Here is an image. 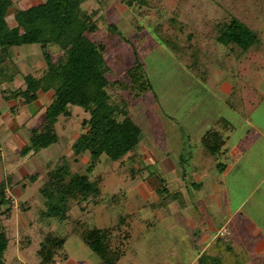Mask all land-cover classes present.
Masks as SVG:
<instances>
[{
  "label": "rangeland",
  "instance_id": "1",
  "mask_svg": "<svg viewBox=\"0 0 264 264\" xmlns=\"http://www.w3.org/2000/svg\"><path fill=\"white\" fill-rule=\"evenodd\" d=\"M11 1L7 22L12 28L16 26V11L40 5L45 0ZM158 1L166 12H172L180 2L150 0L151 6L158 5ZM81 8L87 14L95 13L98 26L96 38L109 43L105 55L110 63L108 77L121 79L135 59L132 45H135L136 38L147 35L150 26L157 24L156 13L151 12L141 19L138 9L128 0H85ZM214 9L219 12L224 9L231 11L234 17L263 35L261 44L264 43V0H187L185 15L191 23L196 18L197 23H192V27L199 29V21L205 14L218 13ZM136 18L143 28L139 34L135 29ZM110 24L116 27V33L111 31ZM151 46L148 39L136 45L138 57L145 64L151 91L137 99L118 88L116 93H112L114 102L129 101L127 110L142 129L140 143L133 154L121 161L112 162L104 156L101 158L89 174L90 178L97 173L105 175L99 205L95 206L89 199L86 203L73 205L69 215L104 229L114 226L116 216L120 213L136 215L141 208L154 205L150 209L155 211V222L149 216V225L146 222L141 224L140 217L131 223L129 240L123 243L125 256L117 264H199L194 261L195 253L213 236L220 238V249H208L203 261L211 264L212 259L221 257L216 264H237L239 259L244 260L254 254L250 249H238L237 244L233 245L234 249L225 250L229 246L227 242L234 241L237 236L234 230V222L238 219L234 214L238 204L237 191L259 188V195L264 193V161L255 157L256 162L252 163L255 168L245 166V181L242 176L239 177L236 155L233 153L234 158L227 162L226 174H222L214 167L215 161L211 162L200 155V139L212 128L216 119L222 117L234 127V131L225 133L228 137L226 148L233 151L241 141L247 147V138L249 144L261 139L253 130V121L258 115L253 120L243 122L230 106L228 101L235 99V90L233 92L232 88H235L236 78L233 79L228 72L206 64L203 71L207 80L203 82L193 76L186 62L175 58L168 50H160L158 56L153 52L149 54L147 51ZM48 52L54 62L61 56L58 47L50 46ZM7 64L8 76H15L10 84L2 82L1 89L8 92L23 88L24 76L40 77L45 69V62L36 45L15 49L12 64ZM262 73L257 71L247 77L242 76L240 82L260 79ZM222 84H228L227 91ZM245 89L238 88L244 97L250 90ZM52 98L53 91L39 92L35 102L22 105L15 101L7 102L0 92V182H5L7 196L11 200L9 212L2 216L8 238L5 264H38L36 253L43 236L49 232L59 236L67 234L70 227L67 222L62 223L43 215L45 200L39 189L50 170L65 166L70 174H85L89 164L87 153L76 157L72 152L73 143L87 130L83 121L88 119V115L77 107L69 108V117L58 119L55 125L58 136L56 144L35 154H20L29 144L32 129L42 128L45 108ZM260 113L264 114V103L259 108ZM261 144L263 142L258 143ZM162 161H165V167H161ZM204 161L207 162L206 167H202ZM220 161L224 163L223 159ZM192 167L203 168L204 171L200 176L191 174ZM34 175L36 179L32 181ZM159 179L164 180L169 192L181 191V194L174 196L175 201L164 209L155 206L160 200L155 191ZM238 179H243L244 189L237 185ZM216 180L222 181V184ZM191 183H198L199 186ZM118 192L127 198V202L112 208L110 197ZM259 195L251 204L254 203L257 212L263 215L264 198ZM216 199L220 201L219 207ZM189 213L198 223L197 231H192L187 223ZM223 226L226 230L221 231ZM55 264L102 263L72 235L58 252Z\"/></svg>",
  "mask_w": 264,
  "mask_h": 264
},
{
  "label": "trees",
  "instance_id": "2",
  "mask_svg": "<svg viewBox=\"0 0 264 264\" xmlns=\"http://www.w3.org/2000/svg\"><path fill=\"white\" fill-rule=\"evenodd\" d=\"M138 9L139 17L156 13L157 24L150 26L147 35L136 38L132 45L134 62L125 71L121 79L108 77L110 63L105 55L109 43L98 40V26L95 13L87 14L81 5L85 0H45L42 4L14 14L16 26L9 27L7 16L12 6L11 0H0V92L4 99L32 104L39 92L53 91L51 103L45 108V119L41 129H32L29 144L20 152L22 156L38 153L58 141L55 125L60 117H69V108L77 107L88 115L83 121L87 129L72 145L74 156L88 154L89 164L85 174H70L65 166L57 167L47 173L46 181L40 187L46 210L43 215L69 224L65 236L46 233L37 250L38 264H55V258L67 239L75 235L103 264H116L125 254L124 240L129 238L128 229L135 220V213L118 214L116 223L110 228L99 229L81 219H73L69 212L73 205L86 203L89 199L98 206L103 193L104 174L89 177L104 156L112 162L123 160L133 154L139 143L142 129L130 116L128 100L114 102L112 93L116 88L127 93L133 99L142 98L151 91L152 86L141 62L136 45L149 40L152 52L158 56L159 51H169L175 58L187 63L193 76L205 82L203 67L215 66L228 72L236 80L232 91L235 99L229 104L235 111H242L243 96L238 92L239 86L250 87V80L241 83L242 76L247 77L264 69V58L260 57L257 45L263 35L254 32L246 24L224 9L223 12L205 14L200 27H192L196 18L185 15L187 0H180L172 12H166L158 5L151 6L150 0H128ZM136 18L135 29L139 34L142 26ZM151 24V23H150ZM197 24V25H199ZM116 33L114 25H109ZM147 38V39H146ZM39 47L45 69L40 77L27 75L23 77V88L13 91L1 89L2 82L11 83L14 74L8 76L12 64L13 51L24 46ZM50 46L58 47L61 56L54 62L48 52ZM257 70V71H256ZM237 72V73H236ZM8 76V77H7ZM245 89V90H246ZM246 95V94H245ZM233 129L231 123L219 118L212 128L200 140L203 157L218 161L225 155L228 137L225 133ZM224 132V133H223ZM216 169L225 170V165L217 162ZM134 178V176H132ZM36 175L31 177L35 181ZM159 196L156 207L165 206L176 194L169 192L163 179L158 180L155 189ZM127 198L122 193L110 197L113 207L124 205ZM11 200L7 196L5 182H0V264H5L4 253L8 247V238L4 232L2 216L10 210ZM154 207V205L152 206ZM121 236V237H120ZM28 243V242H27ZM27 245V244H26ZM204 255L199 264H206ZM220 261H211L216 264Z\"/></svg>",
  "mask_w": 264,
  "mask_h": 264
},
{
  "label": "crops",
  "instance_id": "3",
  "mask_svg": "<svg viewBox=\"0 0 264 264\" xmlns=\"http://www.w3.org/2000/svg\"><path fill=\"white\" fill-rule=\"evenodd\" d=\"M252 30L254 32H256V30H254V29H252ZM261 42L257 45V50H258V53L261 54L260 57L262 56L264 58V50H263L264 49V43L261 44ZM262 72L263 73L260 74L261 77H259L260 79L255 78L254 80H252L250 82V87L252 89L247 91L245 97L244 96L242 97L243 98V105L241 107L242 111L241 112L236 111V113L240 115L243 122L246 120H253L255 118L254 116L258 115V118L255 121H253V123H255V125H253V130L256 132V134L261 139L263 138V140H261V139L259 141L254 140L255 142L251 141V143L249 144V138H247V142H248L247 147L244 145V142L241 141L237 145V148L233 151L226 148V145H225V147H224L225 148V155H223L218 161H215V165H214V167L216 168V163L217 162L222 163L220 160H222V159L224 160V163H222V164L225 165V170L223 172H221L222 174H226L225 172H227V170H228L227 162H229L231 159L234 158L233 153H235V155H236V161L238 164L237 170L239 171V177L242 176L244 180H245L244 168L246 165H247V167H254L255 168L256 166H252V163L256 162L255 157H258L260 160L264 161V150H263L264 149V114H262V113L258 114L259 108L264 103V79H263L264 78V69L262 70ZM221 86L225 87L224 90L227 91L228 84H225V85L222 84ZM224 100H226V99H224ZM219 118H222V117H219ZM219 118H217L216 120H218ZM223 119H225V118H223ZM232 130L234 131V127ZM244 138L245 137H243V139ZM229 140H230V138H229ZM262 142H263V145L262 144L258 145V143H262ZM199 152H200V155L202 156L201 150ZM203 158L206 160H210L211 162L214 161V160H211V159H208L205 157H203ZM205 163H207V162L204 161V165L202 167L207 166V164H205ZM164 164H165V161L164 162L162 161L161 167H163ZM177 164L178 163H176V166H177ZM203 171H204L203 168L192 167L191 172H189V173L197 174L200 176V174H202ZM231 172H232V170H231ZM243 179L240 181L238 179V182H237L238 186H242ZM216 181L218 183L222 184V181H220V180L219 181L216 180ZM191 184L196 185V187L199 186L198 183L197 184L191 183ZM258 184H261V182H259ZM252 187H254V186H252ZM242 188L244 189L243 186H242ZM257 189H259V188H254V190H252V191H251V189H249V190L244 189L243 191L241 189V192L237 191V193H238L237 194L238 195V204H237V207L234 211L235 216H237V218H238L237 221L234 222V227H235L234 230L237 232V236L234 239V241H228L227 242L229 246L226 247L225 250L226 249H232V248L234 249L233 245L237 244L238 249H243V250H247V251H249V249H250L254 253V254L250 255L247 259H244V260L239 259L238 263L236 262L237 264H245V263L264 264V217H262L264 214L261 215L260 212L258 213L254 203L251 204V201H253V199H255L259 195ZM238 190H239V188H238ZM173 194H176V195L181 194V191L176 190L173 192ZM259 196L264 198V193L263 194L261 193V195H259ZM155 199H156V197H155ZM153 201L154 200H152L151 202H153ZM174 201H175V198H173L165 206H162L160 208L164 209L168 205L172 204ZM215 201L217 203V207H219L220 206L219 199H216ZM229 201H230V199H229ZM152 206L153 205H150V206L145 207V208H141L139 210L138 214H136L135 220H137L138 217H140L141 218L140 219L141 224L146 222V224L149 225L150 223L148 221L151 220L149 218V216H151L152 221L155 222V216H153L155 211H152L150 209V208H152ZM190 213L188 214V217H187V223L191 227L192 231H195V230L197 231V229H198L197 224L198 223H195V219H194L195 217L191 216ZM130 228H131V225H130ZM151 228L152 227H150L149 229H151ZM223 230H226L224 228V226L221 227V231H223ZM209 231L210 232L212 231L211 228ZM205 238L206 237H204V239ZM128 240H129V238H128ZM206 241H207V239H206ZM79 242H81V241L79 240ZM215 242L217 243V245ZM218 243H220V238H218L216 236L215 237L213 236L212 238L210 237L208 239V241L203 244L202 249L200 251H196V253H195L196 256L194 257V261H197V263H199L200 257L202 255H204V253L208 249H211L212 247H214L215 249H220V246H218ZM124 256L125 255H123L122 257H124ZM218 258L221 259V257H218ZM117 262H116V264H117Z\"/></svg>",
  "mask_w": 264,
  "mask_h": 264
},
{
  "label": "built area",
  "instance_id": "4",
  "mask_svg": "<svg viewBox=\"0 0 264 264\" xmlns=\"http://www.w3.org/2000/svg\"><path fill=\"white\" fill-rule=\"evenodd\" d=\"M221 236H224V235H222V233H221Z\"/></svg>",
  "mask_w": 264,
  "mask_h": 264
}]
</instances>
